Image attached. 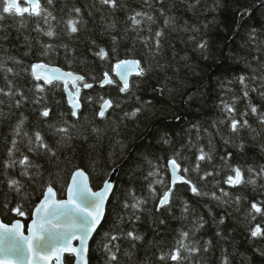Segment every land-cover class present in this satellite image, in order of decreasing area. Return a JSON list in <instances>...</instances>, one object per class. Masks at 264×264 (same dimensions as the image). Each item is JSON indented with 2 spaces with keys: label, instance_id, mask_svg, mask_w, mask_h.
I'll return each mask as SVG.
<instances>
[{
  "label": "trees",
  "instance_id": "1",
  "mask_svg": "<svg viewBox=\"0 0 264 264\" xmlns=\"http://www.w3.org/2000/svg\"><path fill=\"white\" fill-rule=\"evenodd\" d=\"M40 1L0 0L2 221L27 229L49 186L119 168L90 264H264V0ZM36 63L92 85L77 118Z\"/></svg>",
  "mask_w": 264,
  "mask_h": 264
},
{
  "label": "water",
  "instance_id": "2",
  "mask_svg": "<svg viewBox=\"0 0 264 264\" xmlns=\"http://www.w3.org/2000/svg\"><path fill=\"white\" fill-rule=\"evenodd\" d=\"M21 1L30 8L41 3L40 0H7L13 10L20 8ZM32 72L45 84H63L68 104L74 116H79L82 92L92 87L78 86L84 80L82 75L45 63L34 64ZM142 74L141 63L136 59L122 61L115 67V76L124 90L130 88L132 77ZM111 83L112 78L107 75L101 85ZM109 106V102L105 103L100 114L105 115ZM168 166L172 185L183 184L179 166L174 162ZM119 172V168L112 170L103 186L95 190L89 174L79 169L73 173L64 199H59L53 186H49L27 229L23 220L4 223L0 211V264H65L66 255L74 256L73 264H90L91 244L105 221ZM167 201L168 197L164 204Z\"/></svg>",
  "mask_w": 264,
  "mask_h": 264
},
{
  "label": "rangeland",
  "instance_id": "3",
  "mask_svg": "<svg viewBox=\"0 0 264 264\" xmlns=\"http://www.w3.org/2000/svg\"><path fill=\"white\" fill-rule=\"evenodd\" d=\"M28 9H32V8H30V7H27L25 10H28Z\"/></svg>",
  "mask_w": 264,
  "mask_h": 264
},
{
  "label": "flooded vegetation",
  "instance_id": "4",
  "mask_svg": "<svg viewBox=\"0 0 264 264\" xmlns=\"http://www.w3.org/2000/svg\"><path fill=\"white\" fill-rule=\"evenodd\" d=\"M78 86H80L79 84H78ZM65 87V86H64ZM71 87V86H70ZM80 87H82V86H80ZM65 89V88H64Z\"/></svg>",
  "mask_w": 264,
  "mask_h": 264
}]
</instances>
